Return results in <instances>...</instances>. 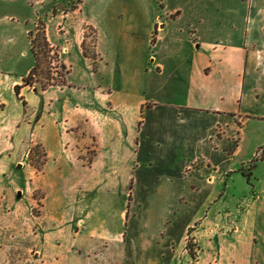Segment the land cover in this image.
<instances>
[{"label":"rangeland","instance_id":"374dc122","mask_svg":"<svg viewBox=\"0 0 264 264\" xmlns=\"http://www.w3.org/2000/svg\"><path fill=\"white\" fill-rule=\"evenodd\" d=\"M205 2L158 0L155 7L158 11L163 4L187 9L202 7ZM219 3L234 7L233 0ZM208 4L213 9L217 2L209 0ZM151 5V0H0V70L30 72L35 66L32 39L40 34L43 45V29L46 33L48 20L64 12L68 14L60 20L56 31L52 26L55 34L52 36L59 46L67 47V52L51 47L46 34L49 46L43 47L40 55V70L44 72L37 77L39 80L33 88L27 87L35 90L40 102L32 122L34 135L29 139V159L20 157L17 162L24 167L13 166L5 180L7 200L0 203V216H20L22 222L3 224L1 229L13 236L23 235L25 247L38 244L43 253L40 257L27 253L22 262L11 257L9 264H62L61 258L72 233L69 220L73 217L83 222L79 225L82 235L86 232L96 235L76 237L75 252L66 258L65 264H72L75 257L79 260L77 264H171L170 256H161L156 251L160 241L167 245L168 240L161 232L174 213H177L179 224L181 220L191 221V227L185 240L189 255H181L183 245L181 239H176L179 255L173 264H198L203 259L207 262V258L209 264H220L218 255H213L218 251V234L213 235L212 231L221 228L224 222L233 236L239 225L241 234L255 235L253 263L264 264V69L247 76L241 110L244 114L236 118L221 116L223 124L231 123L229 128L222 126L227 136L236 129L235 137L227 141L225 147L230 150L240 137L243 148L231 161L226 154L218 153L223 158L219 161L213 155L208 168L194 152H167L157 155L150 171L143 175V164L134 159L131 149L128 151L129 147L134 149L136 146L135 106L142 95L143 80L140 67L152 49L143 42L145 32L137 24L138 17L123 10L149 9ZM159 15L164 17L162 13ZM101 19L111 30L108 29L107 39L117 42V51L124 45L125 53L131 57L129 62L123 63L126 74L120 73V66L116 67V64L113 68H117L116 73L106 70L100 58L94 55V26ZM77 28L85 30L83 47L75 41ZM144 48L147 54L141 56ZM63 58L68 64H64ZM109 144L113 146L112 153L119 157L109 158L104 166L98 160L97 168H93V159H106L108 150H101V147ZM190 145L194 147L195 141L185 143L186 148ZM181 170L184 176H176ZM43 171L45 174H41ZM39 179L43 184L54 183L59 190L62 223L33 221V217L41 215L44 192L29 189ZM83 192L85 196L80 197L76 205V198ZM256 193L260 195V202L251 210L254 214L246 216L247 232L240 224L241 219H235L236 224H229L228 206L245 198L252 199ZM126 194L129 195L125 197ZM115 195L120 201L115 200ZM196 195L199 201H210L209 206L187 211L185 207L192 205L190 202ZM124 209L126 217L121 221L119 213ZM219 213H222L221 217L225 214L227 220H222ZM43 227L53 236L46 241L34 239L32 242L33 232ZM180 229L175 228L173 234L179 235ZM198 233L202 234L200 246L196 242ZM27 236L28 240L25 239ZM16 241L20 242L17 238L11 240L13 244ZM84 241L88 243L86 247L81 245ZM47 247L50 256L44 252Z\"/></svg>","mask_w":264,"mask_h":264},{"label":"crops","instance_id":"0c3cea01","mask_svg":"<svg viewBox=\"0 0 264 264\" xmlns=\"http://www.w3.org/2000/svg\"><path fill=\"white\" fill-rule=\"evenodd\" d=\"M156 1L158 2V0H151L152 5L149 9L126 8L123 10L126 14L128 12V14L138 17L137 24L142 32H145L143 42H146L148 48L152 49L150 54H147L145 48L142 49L144 53H141V56L147 54V57L142 60L140 67L143 76L142 95L141 98H137L138 104L135 106L137 130L134 139L136 146L134 149L129 147L128 151L131 149L130 154H133L134 159L143 164V175L150 171L152 162L157 158V155L167 152H172V154L183 150H187L189 153L194 152L208 168L212 164L210 157L213 155L221 161L223 157L219 154H226L231 161V158L238 156L243 148L240 145V140L232 154L227 152L225 145L227 141L229 142L235 137L233 133L236 132V129L233 128L232 135L227 136L226 130L222 126L226 125L229 128L231 123L223 124L221 116L229 115L236 118L244 114L241 113V110L247 76L252 72L256 74L264 69V0H233L234 7H226V3L224 5L219 3V1L226 0H214L217 4L213 9L208 4L209 0H206L202 7L194 8L193 6L187 9L178 6L167 7V4H163L164 7L159 10L160 12L155 7ZM161 13L164 17L159 15ZM67 16L68 14L65 12L60 16H53L45 26L51 47L61 48L62 52H67L68 49L58 45L54 38L55 34L52 32V26L56 31L61 24L60 20ZM94 27L96 30L94 55L100 58L106 70L116 73L117 68L113 70L114 64H116V67L120 66L118 67L119 72L126 74L123 63L129 62L131 57L125 53L124 45L119 46L123 50L115 49L117 42L113 38L111 42L110 39H107L108 29L109 32L111 30L102 19ZM84 31L82 28H77L74 31L75 41L79 47L84 41ZM153 37H155V42H152ZM63 62L68 64L64 58ZM24 73L17 70H0V203L7 200L5 180L10 176L13 166L17 165L22 168L24 165H20L17 160L20 157L29 159L28 147L31 145L29 139L34 135L32 122L36 110L40 106L38 97L34 94L35 90L23 86L22 79L29 72ZM128 74L132 77L131 71ZM17 86L21 87L18 96L15 93ZM111 97H113L112 94ZM112 101L115 103L114 100ZM23 102L26 106L23 105ZM240 121L243 122L242 119ZM187 141H195L196 145L186 148ZM24 149L26 150L24 151ZM102 149L108 150L106 159L104 157L93 159V168H97L98 160L104 166L109 158L119 157H117V153L115 155L112 153L113 146L111 144L101 147ZM127 152L125 154L129 156ZM217 169L216 166L215 172L218 171ZM44 171L41 174H45ZM183 173V170L178 171L176 176H184ZM71 176H73V172H71ZM34 183L29 191L42 190L44 200L42 201L41 215L33 217V221L39 224L42 220L49 223H62L61 219L64 216L60 206L59 190H56V186L52 182L43 184L42 179H39L37 183L34 181ZM18 189L16 188V190ZM84 194V192L80 193L76 198V205L81 200L80 197L85 196ZM258 194L256 193L252 199L245 198L235 205L230 203L231 205L226 209L228 218L231 217L229 224L234 223L237 218L241 219L243 221L240 224L247 232L249 224L246 216L254 214L251 210H254L260 202ZM128 195L126 194L125 197ZM192 199L190 202L192 205L185 207L187 211L191 208H204L205 205L209 206L210 204L208 200L199 201L198 195H196V199ZM115 200L120 201L118 195H115ZM32 203H34L33 198ZM119 214L120 220L124 221L126 209L121 210ZM221 214L219 213V217ZM236 215L238 216L236 217ZM222 217V220H227L225 214ZM20 220V216L14 218L0 216V264H9L11 257L22 262L28 254L40 257L43 253L41 248H38L40 247L38 244H32L29 248L25 247L23 235L15 234V237L7 230L1 229L3 224H22ZM69 222L71 223L70 232L74 237L69 236L68 247L61 258L62 264H65L66 258L75 252L76 237H94L96 235L89 232L82 235L79 225L83 222L80 218L73 217ZM178 224L177 213H174L173 218L164 224V229L161 232L162 237L168 240L167 245L160 241L158 251H156L161 256H170L171 264L179 255L178 251L176 252V239H181L183 245L181 255L188 254L185 240L191 227V221L183 222L181 220V223ZM177 227H181V229L179 235L175 236L173 233ZM44 229L43 227L37 232L34 231L31 241L33 242L34 239L46 241L53 236L46 233ZM212 232H214L213 235L218 234V251L213 255H218L220 264H254L252 257L256 249L254 234H241L239 225V228L235 227L233 236L225 222L221 228L217 230L213 228ZM201 235L199 233L196 235L198 236L196 242L199 246L201 245ZM235 235L240 236L235 238ZM119 236L118 239H120ZM16 238L20 242L16 241L13 244L11 240ZM25 239L28 240V236ZM81 245L86 247L88 243L85 242ZM201 249L205 256L204 247L202 246ZM45 250L44 252L48 256L52 255L48 247ZM82 251L77 254L80 256ZM78 261L75 257L71 263L77 264ZM198 264H209V259L207 258V262L206 259H203Z\"/></svg>","mask_w":264,"mask_h":264},{"label":"trees","instance_id":"16d2710c","mask_svg":"<svg viewBox=\"0 0 264 264\" xmlns=\"http://www.w3.org/2000/svg\"><path fill=\"white\" fill-rule=\"evenodd\" d=\"M43 31H44V35H43L44 42H43V45L41 43L42 40H41L40 34L39 35L37 34V38L32 39V50H33V53H34V56H35V66L30 70V72L28 73V75L25 76L22 79L23 86L33 88L35 82L39 80L37 77L41 76V74H43V72H44L43 70L42 71L40 70L41 69L40 55H41V52H42L41 49L43 47L46 48L49 45L46 43L47 42L46 41L47 39H45V38H47V37H46L45 30L43 29ZM29 36L30 37H33V33L32 32H29ZM152 42H155V38H153V41ZM84 44H85V42L83 41L82 47L84 46ZM62 82H60V83H62ZM20 88H21L20 86H17L15 88V93H16L17 96L19 95ZM23 105L26 106V104L24 102H23ZM238 142H239V140L236 141V143L232 145V147H231L230 150L227 149V152L229 154H232L233 153V151L236 149V147L238 145ZM253 162H254V160L251 162L250 165H253Z\"/></svg>","mask_w":264,"mask_h":264}]
</instances>
